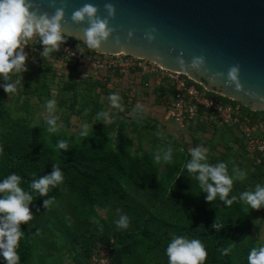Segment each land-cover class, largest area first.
<instances>
[{
  "label": "rangeland",
  "instance_id": "1",
  "mask_svg": "<svg viewBox=\"0 0 264 264\" xmlns=\"http://www.w3.org/2000/svg\"><path fill=\"white\" fill-rule=\"evenodd\" d=\"M66 42L76 48L78 45L87 47L72 37ZM24 50L28 54V70L22 73L17 92L8 95L2 87L6 82L0 77V130L26 140H44L55 152L58 151L57 142L63 137L81 154L101 149L115 150L120 143L129 153L146 157L145 167L161 187L152 191L149 187L135 186L129 180L123 181L127 195L121 194L120 200L108 196L89 207L61 186L60 196L49 211L42 205L31 203L34 219L23 224V238L32 248L28 264H102L101 249L113 244L120 247L140 238L142 224L154 233L166 231L170 234L158 218H173L185 207L199 216L204 214L203 202L194 197L198 191L192 186L182 188L177 185L179 178L184 182L194 180L189 177L185 165L191 159L190 149L196 146L208 149L209 163L225 162L230 173L235 164L246 172V179L234 182L230 194L254 190L257 184L264 185V165L250 162L244 140L232 127L204 117L182 125L164 119L168 94L155 85L160 70L154 62L144 63L149 70L145 72L136 68L123 73L106 70L103 76H93L84 64L67 63V58L56 52L44 60L41 57L43 45L36 38ZM10 75L12 82L18 77V74ZM111 93L122 97V112L110 105L108 97ZM48 100L57 102L54 113L58 117L57 131L54 133L47 130ZM138 104L147 109L142 120L133 114ZM85 109L89 110L87 116L83 115ZM100 111H108L110 116L115 114V118L104 124L97 119ZM259 114L264 115V112ZM84 122L89 124L87 138L79 136ZM158 131L163 133V138L156 135ZM51 135H55L54 140ZM169 143L173 148L172 162H155L157 150L166 148ZM140 162L144 164L142 159ZM178 175L180 177L176 179ZM243 206L248 218L244 239L250 252L253 247L264 246V209L252 210L245 203ZM116 209H121L122 214L130 218L127 229L116 226L115 221L119 219ZM38 229L40 234L33 236ZM90 241H94L93 245H89ZM147 243L148 240L137 242L129 254L119 250L121 264H167L166 253L150 249ZM230 243H235V264H244L238 258L237 242L230 239ZM88 253L86 261L84 255Z\"/></svg>",
  "mask_w": 264,
  "mask_h": 264
},
{
  "label": "clouds",
  "instance_id": "2",
  "mask_svg": "<svg viewBox=\"0 0 264 264\" xmlns=\"http://www.w3.org/2000/svg\"><path fill=\"white\" fill-rule=\"evenodd\" d=\"M51 6L55 7V12L51 16L47 12L41 13L34 0H0V77L6 82L2 85L4 91L9 95L16 93L18 86L22 83V73L28 69L26 61L28 54L25 52V46L29 42L38 38L39 43L43 45L41 57L45 60L55 51H59L62 44L69 38V34L63 30L62 22L65 20L67 0H60V6L56 7V0H51ZM106 16L101 17L99 9L92 3H85L82 7L76 9L71 14V21L75 25L87 23V27L82 29V41L89 50L102 51V45L109 40L115 31L110 27V21L115 18V6L108 2L104 5ZM156 30L150 29L145 38L151 43L155 37L152 35ZM133 32H128V38L131 39ZM119 40H117V44ZM77 51L83 54L84 49L78 45ZM182 57V54H181ZM178 57L180 70L185 72L207 71L204 56L193 57L190 63ZM239 65H234L227 72L226 86H235L236 91H242L243 86L239 80ZM10 74H18L17 79L12 82ZM224 73H216L217 77H224ZM110 105L123 111L121 104L122 97L117 93H111L108 97ZM56 101L48 100L46 108L48 118V132L57 131L58 117L54 115ZM89 110L85 109L83 115L87 116ZM134 117L142 120L147 109L142 105H137L133 109ZM115 114L110 116L108 111L97 113V119L104 124L111 123ZM89 135V124L82 123L79 136L87 138ZM157 136L163 138L162 132H157ZM57 147L65 151L68 150V141L59 140ZM3 154V147L0 146V155ZM173 148L171 143L166 148L158 149L154 160L159 163L161 160L165 163L172 162ZM191 159L186 163L185 168L189 177L198 182L201 191L206 193V200L213 202L219 198L226 207H230L234 202L240 201L249 206L252 210L264 209V185L257 184L254 190H246L237 195H232L234 182L244 181L246 172L233 164L231 173L228 164L218 162L215 164L208 162V149L203 146H196L190 149ZM180 175L176 177L178 179ZM22 177L16 173L8 175L0 182V256L4 258L5 264H20L21 257L17 249L20 246V240L25 237L21 230V224H27L34 219L30 210V204L33 202V193L41 197H48L52 188H56L64 182V173L60 167L53 164L50 174L40 176L38 179H32L28 185L29 190L21 187ZM55 202L54 197H48L44 200V208L49 211ZM119 219L115 221L120 229H127L130 225V218L122 214L121 209H116ZM258 221V220H257ZM257 221L254 223L257 224ZM202 227V226H201ZM225 227L220 222L218 216L212 224V228L219 231ZM40 234L38 229L33 236ZM249 238V237H248ZM246 238V239H248ZM219 249L222 255H229L233 246ZM168 258L167 264H205L208 252L199 239H189L183 235H173L166 248ZM248 264H264V246L251 248L248 254Z\"/></svg>",
  "mask_w": 264,
  "mask_h": 264
},
{
  "label": "water",
  "instance_id": "3",
  "mask_svg": "<svg viewBox=\"0 0 264 264\" xmlns=\"http://www.w3.org/2000/svg\"><path fill=\"white\" fill-rule=\"evenodd\" d=\"M34 2L41 13L54 14L51 0ZM108 2L116 9L110 21L115 31L100 52L122 51L181 72H185L178 64L181 54L186 63L204 56L207 71L185 73L209 91L264 112V0H67L63 30L82 41V29L88 25H75L72 12L92 3L104 17ZM59 6L60 0H56ZM153 28L155 39L150 43L145 34ZM129 31L133 32L131 39ZM234 65L240 69L243 90L239 92L234 85L225 84ZM216 73L225 75L221 78Z\"/></svg>",
  "mask_w": 264,
  "mask_h": 264
},
{
  "label": "trees",
  "instance_id": "4",
  "mask_svg": "<svg viewBox=\"0 0 264 264\" xmlns=\"http://www.w3.org/2000/svg\"><path fill=\"white\" fill-rule=\"evenodd\" d=\"M257 113H263V111H257ZM22 125L26 126V123L22 122ZM3 132L0 130V146L3 147V154L0 155V182L8 175L16 173L22 177L21 187L29 190L28 185L32 179L50 174L53 164H56L64 173V182L56 188H52L48 193V197H54L55 202L60 196L61 186H65L69 192L75 194L89 207L100 199L103 201L108 196L120 200L121 194L127 195L122 185L123 181L129 180L135 186L149 187L152 191L161 189L157 178L150 174L145 167L146 157L144 159L135 153H129L120 143L115 150L101 149L89 154H81L63 137L60 140L68 141V150L58 148V151L55 152L44 140H26L19 135ZM51 137L54 140L55 135H51ZM141 159L144 164L140 162ZM178 180V187L192 186L198 191V194L194 193V197L203 202L204 214L199 216L185 207L186 209L181 210L173 218H158V221L166 226V230L170 234H167L166 231V233L164 231L154 233L145 228L143 224L140 225V238L133 239L120 247L113 244L109 252L111 260L108 264H121L119 250L122 249L129 254L137 242L145 243L146 240H148L146 245L150 249H158L166 253V248L173 235H183L189 239L201 240L208 252L205 264H235L233 249L229 255H222L219 251V249L231 245L230 239H234L237 242L238 258L244 264L248 262L249 246L244 239L247 233L248 218L243 202H234L230 207H226L218 197L213 202H208L207 194L201 191L195 179L191 182H184L181 178ZM239 194H229V198L232 195L239 196ZM48 197H41L33 193L32 203L43 206L44 200ZM217 216L220 222L225 224V227L219 231L212 228ZM24 229V225L21 224V230L24 231ZM93 243L94 241H90L89 245H93ZM17 251L21 257L20 264H28L32 255L30 242L22 238ZM88 255L89 253L84 255L86 261ZM0 264H5L2 256H0Z\"/></svg>",
  "mask_w": 264,
  "mask_h": 264
},
{
  "label": "built area",
  "instance_id": "5",
  "mask_svg": "<svg viewBox=\"0 0 264 264\" xmlns=\"http://www.w3.org/2000/svg\"><path fill=\"white\" fill-rule=\"evenodd\" d=\"M36 40L38 41V38ZM83 49L84 52L81 54L76 47L65 42L60 50L55 52L67 58V63L84 64L93 76H103L105 74L103 71L106 70L123 73L136 68L142 72L149 71L144 63L151 60L124 52L105 53L89 50L87 47ZM141 59L144 61L141 62ZM156 67L160 70V76L157 81L155 79V85L162 87L164 93L168 94V101L164 105V119L182 125L198 117H204L228 125L244 140L250 162L253 165H264V115L218 92L207 90L185 72L169 70L157 64ZM111 247L101 249L100 263L110 262Z\"/></svg>",
  "mask_w": 264,
  "mask_h": 264
},
{
  "label": "bare ground",
  "instance_id": "6",
  "mask_svg": "<svg viewBox=\"0 0 264 264\" xmlns=\"http://www.w3.org/2000/svg\"><path fill=\"white\" fill-rule=\"evenodd\" d=\"M118 53H123V52L120 51V52H118ZM156 64H157V66L164 68L162 65H160V64H158V63H156Z\"/></svg>",
  "mask_w": 264,
  "mask_h": 264
}]
</instances>
